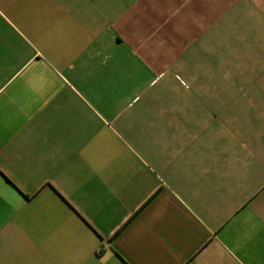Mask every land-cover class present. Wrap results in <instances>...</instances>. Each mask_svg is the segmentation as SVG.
<instances>
[{"label": "crops", "instance_id": "0c3cea01", "mask_svg": "<svg viewBox=\"0 0 264 264\" xmlns=\"http://www.w3.org/2000/svg\"><path fill=\"white\" fill-rule=\"evenodd\" d=\"M0 264H264V0H0Z\"/></svg>", "mask_w": 264, "mask_h": 264}, {"label": "built area", "instance_id": "2783aa9c", "mask_svg": "<svg viewBox=\"0 0 264 264\" xmlns=\"http://www.w3.org/2000/svg\"><path fill=\"white\" fill-rule=\"evenodd\" d=\"M99 250H100V248H99Z\"/></svg>", "mask_w": 264, "mask_h": 264}]
</instances>
